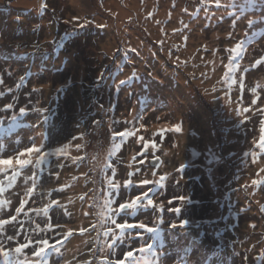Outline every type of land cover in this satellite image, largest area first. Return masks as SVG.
Returning <instances> with one entry per match:
<instances>
[{
	"label": "rangeland",
	"instance_id": "1",
	"mask_svg": "<svg viewBox=\"0 0 264 264\" xmlns=\"http://www.w3.org/2000/svg\"><path fill=\"white\" fill-rule=\"evenodd\" d=\"M14 1L10 0L5 6V2L0 0V35L3 38L4 35L8 38L13 34V29H5L2 22L4 15L11 17L17 9L13 7ZM85 1V4L80 2L77 6L73 0H45L47 11L44 13L39 10L27 11L28 13L26 10L20 11L18 15L22 16L15 17L19 18L24 26L26 24L33 29L39 23L42 25L45 18L57 21L59 15L62 16L63 23L52 28L54 37L46 36L47 31L44 33L41 25L35 31L30 27L25 31L24 28L19 38L34 33L35 35L29 36L34 37L27 42L30 48L20 50L15 44L11 48L15 52L20 50V54L11 56L10 80L3 78L4 67L9 64L0 61V81H3L0 83V93H3L0 95V119L8 121L0 128L9 131V136L2 135L0 141L6 149L15 147L14 141L18 139H23L22 146H30L27 144L28 138L36 137L37 145L45 141L47 150L48 147L68 143L72 136L85 133L83 140L72 141L73 145L82 143L85 147L78 153H70L71 156H85L82 167L73 171L75 164L71 160L53 157L51 165L40 177L34 196L25 205L27 211L28 208H43L51 199L60 201L64 207L54 205L48 217L54 225L61 227L47 232H36L33 231L35 224L43 228L49 222L48 217L37 215L35 212L29 213L28 217L21 214L18 220L25 221L21 234L23 239L20 238L21 235L17 238L14 234L19 229V224L13 222L6 226L4 237H0L5 240L7 236L14 237L12 241H6L5 247H12L17 241L23 243L24 233L33 240L47 238L50 242H55L56 239L63 240L62 234L72 229L73 235L60 245L61 255L50 257L49 264H85V261L100 264V260L105 257L122 258L123 251L139 249L147 243H152L153 247L146 249L144 253H136L138 264H264V213L259 211V204L264 203V191H261L264 185L255 188L251 185L252 179L258 178L259 169L264 167V153H260L255 162L251 156H243L245 151L259 152L253 141L259 137L264 115L252 110L246 114L249 119L241 124L243 116H238L236 112L238 107L250 106L254 98L251 89L257 88L258 85L261 98L257 100V105L264 107V64L244 73L245 91L242 103L238 84L232 86L229 98L226 99L227 84L218 83L224 76V66L228 63L229 53L226 49L234 47L237 43H244L237 78L245 67L264 57V25L255 24L254 32L249 31V28L253 27L247 25V20L255 19L258 10L264 6L246 7L241 10L239 5H246L248 0H237L238 7L234 14L229 16L222 9L216 10L215 6L210 4L209 13L215 12V18L212 19V26L206 28L205 13L196 11L200 7L198 0H103L102 3L98 0ZM114 1L116 5L113 4ZM112 4L118 10L124 8L129 16H125V11L123 16H120ZM145 4L151 7L145 9ZM185 8L188 9L187 13L184 12ZM131 9L133 10L130 14ZM83 11L85 14L80 15ZM94 12L100 14V18L95 17V23L76 28L77 23L91 21L87 14ZM150 12L151 18L163 26L162 33L159 26V34H145L141 20L149 24L147 16ZM229 12L232 10L229 9ZM221 15L224 19L217 24ZM73 17L80 19L73 20ZM232 19L238 20L235 28L232 26ZM12 24L16 29L18 23L12 21ZM99 24L106 27L100 28ZM185 24L188 25L187 29L184 28ZM133 30L139 31V39L133 38ZM66 31L71 35L61 41L63 47L49 42L53 38L59 40ZM229 31L234 33L231 39L228 38ZM184 36H187V41ZM161 39L165 41L163 50L157 43ZM0 41L3 42V39L0 38ZM37 44L47 51V55L41 51L33 52ZM129 45L136 47L137 52H129V59L124 60L123 51L117 49L122 50ZM175 45L179 47H174ZM108 46H111V49L113 47L111 52L107 49ZM205 47L209 51H204ZM169 48L174 50L171 58L168 56ZM211 49L218 51L214 55ZM61 50L64 53L62 58L58 57ZM25 52L29 53V56L25 55ZM176 56H179L182 62L187 61V64L173 63ZM5 57L7 56L0 50V60H5ZM18 61L22 62L21 65ZM122 61L125 68L122 75H131V69L135 66L142 80L131 87H110L107 81H113V74ZM208 61L212 63H206ZM202 72L207 73V79L201 76ZM101 74L104 78L98 82ZM44 75H47L49 82L43 83ZM21 77H24V80H21ZM144 87H147V91ZM213 87L217 89L216 92L212 91ZM8 89H11V92ZM57 89L61 91L57 93ZM145 95L148 97L146 110L137 103L138 97ZM8 103H12L14 107L5 111L4 105ZM19 107L26 108V115L18 118L16 129L20 130L15 134L14 127L10 128L13 123L10 117L14 112H19ZM32 109H49L50 112H33ZM45 114L49 117L47 123L42 122ZM138 114L142 115L135 125L125 123L131 122ZM112 119L119 123H111ZM94 120L101 121L99 127L93 125ZM226 120L228 123H225ZM37 121L41 123L37 125ZM141 124L144 125L143 128H140ZM176 124L181 126L179 133L168 131L163 139L158 134L160 129H172ZM222 124L230 125L225 130L229 131V138ZM133 127L138 129L135 135L123 141L112 140L114 131ZM42 133L44 135H39ZM140 136L144 137L145 141L154 140L157 145L156 149L149 147L143 165L139 162L145 160V157L137 155L143 148V142H137ZM115 143H119L120 148L114 151ZM153 153L159 158V162L153 159ZM230 153L236 155H229ZM101 154L107 155L106 162H110L115 168L114 179L119 182L127 178L128 172L135 173L137 168H140V172L133 177L137 183L145 177L155 180L161 175L165 176V181L156 187L152 196L157 207L154 210L145 209L135 216L136 221L147 223L150 227L163 220L160 230L155 234L145 232L142 238H137L133 232L131 238L124 242V247L116 250L115 255H109L110 250L102 230L97 240V232L90 228L92 223L100 219L97 213L101 211L100 206L103 204L104 177L113 175L111 171L104 169L106 162L103 163L99 158ZM91 155L99 158V166L98 163L94 166L87 161ZM133 157L136 159L133 160ZM60 164H63V167H60ZM182 164L185 165L183 169L180 168ZM98 171L104 174L96 173ZM153 171L156 172L155 177L152 176ZM57 172L58 176L55 175ZM31 173V168L26 169L18 179L17 185L0 197L11 201L9 208L0 218L6 219L15 214V208L19 206L20 198L24 195L23 176H30ZM83 173H87V178ZM65 175H69V183L64 182ZM73 176L78 179L73 180ZM101 176L104 181L101 189H98L95 185L101 183L97 181L101 180ZM62 185L68 187L60 191ZM245 185L247 187H244ZM27 186H31V183ZM85 193L87 196L82 201L80 197ZM136 194L138 193H123L120 200L122 202L130 195ZM71 196L77 197L81 202L65 201ZM181 196L186 199L179 200ZM86 200L89 204L87 210L84 204ZM178 207L181 209L179 213L168 211ZM85 212L89 215L85 216ZM181 219L190 220V234H181L179 228H169L171 222L179 223ZM79 220H83L85 227L89 228L84 235H81L80 228L76 227ZM197 221L201 222L199 228L195 227ZM119 222H123V218ZM78 241H81L83 246L76 245ZM101 248L103 251H100ZM200 248L207 252L203 253ZM33 250L30 247L25 254L31 257Z\"/></svg>",
	"mask_w": 264,
	"mask_h": 264
},
{
	"label": "snow or ice",
	"instance_id": "2",
	"mask_svg": "<svg viewBox=\"0 0 264 264\" xmlns=\"http://www.w3.org/2000/svg\"><path fill=\"white\" fill-rule=\"evenodd\" d=\"M200 7L196 9V11L199 13L203 11L205 13V19L207 21L205 27H211L212 26V19L215 18V12L209 13V5H214L216 10H223L224 13H227L229 16H232L235 12V10L238 7L237 0H198ZM264 2V0H262ZM258 0H248L246 5H239L241 10H243L246 7H252L257 8ZM229 9L232 10V12H229ZM262 13H264V8L260 9ZM39 11L41 13H44L47 11V4L41 3L39 5ZM184 12L187 13L188 9L185 8ZM149 17H151L152 13L150 12ZM200 17H197L199 19ZM79 18L73 17V20H78ZM224 19V16L221 15L217 19V24L222 22ZM21 21L19 18H17V23H20ZM67 23V22H66ZM92 23H95L94 20H84L83 23H77L76 28H84L85 26H88ZM159 23V21H158ZM233 28L238 24L237 19H232L231 21ZM260 23L261 25H264V15L260 17ZM256 21L253 19L247 20L248 26H255ZM40 26L37 25L36 28L38 29ZM98 27L104 28L106 27L104 24H99ZM184 28L187 29L188 25L185 24ZM35 30V29H34ZM75 30V29H74ZM251 29L249 28V31ZM163 31V29H161ZM71 35L70 32H65L63 37H60L59 40L54 39L53 44H55L57 47H63V44L61 41L65 38ZM233 31L228 32V38H233ZM184 40L187 41V36H184ZM157 43L161 46V50H163L165 41L163 39L158 40ZM174 47H179V45H175ZM41 48L39 44H37L33 52H40ZM117 51H123V57L122 59L128 60L129 59V52L136 53L137 48L128 46L124 49H117ZM204 51H209L207 47L204 48ZM213 54L215 55L217 53V49H211ZM225 51L229 53L228 56V63L224 66L226 71L224 73V76L221 77V80L218 81V83L224 82L227 84V89L225 91V98H229V91L231 90L233 85L238 84L239 85V91L241 93V103H242V96L245 91V82H244V73L249 72L250 69H255L258 65L264 64V57L257 60L254 64H251L249 67H245L243 69L242 73H239L237 78V70L241 67L239 61L243 56L244 53V43L240 42L237 43L234 47L228 48ZM25 55H28L29 53L25 52ZM169 58L172 57V50L169 48L168 51ZM175 64L184 63L187 64V61H181L179 56H176L175 60L173 61ZM206 63H212L211 61H208ZM151 75V74H149ZM201 76L208 78L206 72H202ZM103 74H101L100 77H98V82L102 80ZM21 80H24V77H21ZM142 80L141 74L137 71L136 67L133 66L131 69V75H127L125 79L118 80V83L116 85L117 88H120L122 86H129L131 87L134 83ZM3 81H0L2 83ZM145 91H147V87H144ZM259 85L257 88L251 89V92L253 93L254 98L251 101V104L249 107L242 108L238 107L236 109L238 116H243V120L241 121V124H243L245 121L249 119V116L246 115L252 110H255L256 112L260 113L261 115H264V107H260L257 105V100L260 99V92L258 91ZM9 92H11V89H8ZM35 92L36 89H33ZM61 89H57V93H59ZM213 92H216L217 89L213 87ZM0 95H3V93H0ZM138 106H142L145 110L148 107V97L147 95L143 97H138L137 99ZM14 105L12 103H8L4 105V110H11L13 109ZM101 108L103 106L101 105ZM33 112H40V113H48L50 112L49 109H32ZM26 115V108L25 107H19L18 113H13V115L10 117V120L13 122L10 125L11 127H15L16 123L18 122V118L20 116ZM142 114H138L137 116L133 117L131 122L125 121V123H132L135 125V122L141 118ZM48 115H43V123L48 122ZM41 121H37V125H39ZM93 125L96 127H99L101 124V121L94 120L92 121ZM111 123H119V121L112 119ZM79 127V124L77 125ZM144 125L141 124L140 128H143ZM138 131L135 127L133 128H126L123 131H114L112 133V140L116 141L117 139L123 141L127 137H131L135 135V132ZM168 131H175L179 133L181 131V126L179 124H176L173 126L172 129H166L162 128L159 130V135H161V138L163 139L164 134ZM39 135H44L39 134ZM85 137V133L81 132L79 136H72L71 141L68 143H65L59 147H48L46 148V142L42 141L39 145L35 142L36 137H29L27 144L30 146H22L24 144L23 139L15 140V147H12L10 149H6L4 143L0 141V197L3 196V194L8 191L9 189H12L17 185L18 179H20L24 173V171L28 168L32 169V173L30 176H23L24 182H25V190L24 195L20 198L19 206L15 208V214L11 215L10 217L3 219L0 218V237H4L5 235V229L6 226L13 224V222H16L19 224V229L16 231V236L19 237L22 234V231L24 230V224L25 221L18 220V217L23 214L25 217L29 216V213L35 212L37 215L43 214L45 217H48L49 211L52 209L54 205L64 207L60 204V201L51 199L49 203L45 204L43 208H28L27 211H25V205L28 203V200L34 196L35 190L38 187V182L40 180L41 175L45 172V170L51 165L52 158L55 157L57 159L63 157L65 160H71L73 164H75L77 167L80 166V163L85 159V156H71L70 155V147H74L75 150L80 151L85 147V144L82 143H75L72 144V141L76 140H83ZM137 142H143V148L141 149V152L137 155L144 156L145 160H141L139 163L143 165L146 162L147 156H148V150L151 146L152 149H156L157 145L155 141H145L144 137L140 136L137 138ZM253 144L258 147L259 152L257 151H245L243 153L244 157L251 156L253 159V162H255L256 157L260 153H264V120L261 121V127L259 130V137L258 139H255L253 141ZM120 148L119 143L114 144V151L115 149ZM112 155V153H110ZM196 155H199V153H196ZM229 155H236L235 153H230ZM215 158V157H211ZM95 159V157L93 158ZM136 157H133V160H135ZM153 159H155L157 162H159V158L155 156L153 153ZM60 167H63V164L59 165ZM185 165H181L180 168L183 169ZM104 169L109 170L113 173L111 176H105V188H104V197H103V204L100 206L101 211L97 213L99 216V221L96 223H92L90 225L91 230L97 232V240H99V236L101 234L106 238L107 241V247L110 250L109 255H115L117 249H122L124 247V242L127 239L131 238V234L135 232V236L137 238H142L143 233H150L155 234L158 233L160 230V226L164 223L163 220H160L157 222L156 226L150 227L147 223L139 222L135 220V216L137 213L148 209V210H154L157 205L154 203V200L152 198L154 191L156 190V187L160 186L165 181V176L161 175L158 179L150 180V179H142L138 183L134 180V175L136 173L140 172V168H137L134 172H128L127 178L123 180V182H119L116 179H114L115 175V168L110 162H106L104 165ZM261 173H264V167H261L259 169V172L257 173V177L255 179H252L251 185L253 188L256 186L264 185V175H260ZM55 175H59V173H55ZM83 176L87 178V173H83ZM152 176H156V172H152ZM73 180H77L78 178L73 176ZM31 183V186H27L28 183ZM68 187V185H62L59 189L62 191L64 188ZM244 187H247L245 185ZM261 191H264V188L261 189ZM130 192H137L136 195H130L128 198L124 199L122 202L120 200V195L123 193H130ZM49 195H51V192H49ZM87 196V193L82 195L80 199L83 201L85 200V197ZM181 201H184L186 198L181 196L178 198ZM171 203V201H170ZM189 203H191L189 201ZM259 203V202H257ZM11 204V201L6 198H0V215H3L6 210L9 208ZM94 206V205H93ZM168 211L179 213L181 209L175 208V209H168ZM259 211L261 213H264V203L259 204ZM85 216H88L89 213L85 212ZM123 218V222H119V220ZM130 220L132 222H130ZM48 223L44 225L43 228L39 224H35V227L33 228V231L36 232H47L49 230H53L55 228L61 227L60 225H54L51 222V218L48 217ZM34 223V221H32ZM200 221H197L195 224V227L199 228ZM204 223H209V221H204ZM190 220L189 219H181L179 220V223L171 222L169 224L170 229H177L179 228L181 231V234L188 235L190 234L189 226ZM254 227V225H253ZM89 231V228L87 227H81L79 229V232L81 235H84ZM73 235V230L68 229V231L64 232L62 234L63 240L56 239L55 242H50L49 239L43 238L38 240H33L29 235L24 233V242L21 243L17 241L15 247H5L6 241H12L13 236H7L5 239H0V257L3 259L0 260V264H49L50 257L52 256H60V245L67 241L69 237ZM156 237H153L155 239ZM32 247L34 250L31 253V257H28L25 254V250ZM153 247L152 243H147L146 246H142L139 249H132L128 251H123L122 258H116V259H108L107 257L100 260V264H138V258L136 257V253H144L146 249H151ZM219 247V245H217ZM90 251H94V249H90ZM100 251H103V248L100 249ZM23 257V258H21ZM85 264H91V261H85Z\"/></svg>",
	"mask_w": 264,
	"mask_h": 264
},
{
	"label": "bare ground",
	"instance_id": "3",
	"mask_svg": "<svg viewBox=\"0 0 264 264\" xmlns=\"http://www.w3.org/2000/svg\"><path fill=\"white\" fill-rule=\"evenodd\" d=\"M3 2H5V6H7L8 5V3H9V1L10 0H2ZM72 1V0H71ZM74 1V3L78 6L79 4H80V2H81V4L83 5V3L85 4V0H73ZM102 1L103 0H98V2H101L102 3ZM133 1H135V0H133ZM41 3H45L46 4V2H45V0H15L14 2H13V4H14V6L13 7H15V11H13V14L10 12V14H12L11 15V17H9L8 15H4V17H3V22H2V25L5 27V29H8V28H11V29H13V34H11L12 36L11 37H9L8 36V38H6L5 37V35H4V38H3V36H1L0 35V38L1 39H3V42L2 41H0V50H2L3 51V54L5 55V56H7V57H5V60L4 59H2V60H0V61H3V63H4V61H5V63L6 64H9V66H7V65H5V75H4V79H8V80H10L11 79V75H10V73H9V70H11V60H12V57L11 56H13V54H20L19 53V51L22 49V48H30V45H28L27 44V42H28V40H30V39H32V38H34V37H29V36H34L35 35V33L34 34H31V35H28V36H25V37H23V38H19L20 37V33L24 30V28H26L25 29V31L27 30V27H30L31 29H32V31H35V30H37V28H36V26H35V30L33 29V27L32 26H27L26 24H25V26H24V24L22 23V22H20V23H18V26H17V28L15 29L14 28V24H12V21H16L17 22V17H15V16H19V17H21L22 15H18V13L20 12V11H25V12H27V11H38L39 10V5L41 4ZM113 4L114 5H116V2L114 1L113 2ZM113 4H112V6H113ZM132 4H135V3H132ZM145 6V9H149L150 7H151V5H149V4H145L144 5ZM257 6H264V2H262V1H258V3H257ZM113 8L115 9V11H117L118 9H116L114 6H113ZM155 10H156V8L155 7H153ZM127 10V9H126ZM132 10L133 9H131L130 10V14H131V12H132ZM125 11V9L124 8H120L119 10H118V12H119V15L120 16H123V12ZM135 11V10H134ZM150 11H151V9H150ZM157 11V10H156ZM251 11V10H250ZM111 12H113V11H111ZM117 12V13H118ZM126 13H125V16H129V14H128V12L127 11H125ZM155 11H152V13H154ZM28 13V12H27ZM82 14H85V11H83V12H80V15H82ZM99 12H94L93 14H87V18L88 17H90V19L91 20H94V21H96L97 19L95 18V17H99ZM216 15H218V14H216ZM262 15H264V13H262L261 12V10H258V12H257V14H256V18L255 19H253V20H255L256 21V24L257 23H260V17L262 16ZM118 16V15H117ZM247 16H249V15H247ZM62 16L61 15H59V16H57V21H55V19H50V18H45L44 19V23L41 25L40 23L38 24L39 26L41 25V30L45 33L46 31H47V35L46 36H50V37H54L53 36V34H52V32H53V30H52V28L54 27V25H59V24H61V23H63L62 21H61V18ZM146 17V16H145ZM100 18V17H99ZM79 19H80V17H79ZM147 19L149 20L148 22H149V24L146 22V21H144V20H141V23H142V26L144 27V30H145V34L146 35H151V36H153V35H155L156 33L157 34H159L158 33V27L160 26L159 24H157L151 17L149 18V15L147 16ZM31 21V20H30ZM161 27V29H163V26H160ZM253 27V26H252ZM251 29V28H250ZM108 31H109V29H107ZM253 32H254V27H253V29H251ZM163 31H161V33H162ZM242 34H245L244 32H242ZM22 35H24V34H22ZM139 31H137L136 32V30H133V33H132V36H133V38L134 39H139ZM124 37H126V36H124ZM38 38V37H37ZM127 38V37H126ZM55 38H53V39H50V43H52L53 42V40H54ZM141 42V41H140ZM126 43V41L124 42V44ZM16 45L20 50H18V51H16L15 52V50H13V49H11L12 47H13V45ZM53 44V43H52ZM59 49V48H58ZM107 49L111 52L112 50H113V47H112V49H111V46H108L107 47ZM174 50H172V52H173ZM18 52V53H17ZM41 52L43 53V54H46L47 55V51H44V49H41ZM64 53H63V51L61 50L60 52H59V56L58 57H63L62 55H63ZM29 56V55H28ZM31 56V55H30ZM39 56V55H38ZM18 63H20V65H21V61H18ZM123 61L122 62H119V66H118V69H117V71L113 74V81L112 82H110V80H108L107 81V83L109 84V86L110 87H113V86H115L116 87V85H117V81L118 80H120V79H125V77L127 76V75H122V73L124 72V70H125V68H123L124 66H123ZM41 64V63H40ZM145 65V64H144ZM22 66H23V64H22ZM15 74V72H13L12 73V75H14ZM0 77L2 78V74H0ZM110 77V76H109ZM0 78V79H1ZM42 80H43V83H45V82H49L50 80H49V78L47 77V75H44V77L42 78ZM174 86V85H173ZM50 93V92H49ZM224 111H226V109L224 110ZM224 111H221V112H224ZM210 112V111H209ZM209 112H207V113H209ZM223 118H225V119H227L226 117H223ZM225 123H228V120H226L225 121ZM229 126L230 125H228V124H222V128H223V130H224V132L226 133V136L228 135V133H229V131H225L227 128H229ZM69 127V126H68ZM230 137V135H228V138ZM217 139V138H216ZM185 140V139H184ZM218 140V139H217ZM57 147H59V146H57ZM108 150V149H107ZM69 151H70V153L72 152L73 154L74 153H78V152H80V151H77V150H75V148H73V147H70V149H69ZM108 152V151H107ZM94 157H92V155L90 156V157H88V159H87V161L89 162V163H93L94 164V166H95V164L96 163H98V165L97 166H99L100 164H101V162H100V160H99V158L100 159H102L103 160V163H105L106 162V159H107V155L106 156H104V155H100V157L99 158H97V157H95V159H93ZM82 163H85L84 161L83 162H81L80 163V166L79 167H77L76 165H75V167L73 168V171H76V170H78V169H80L81 167H82ZM96 173H98V174H100L101 173V175H103L104 173L103 172H96ZM102 177V176H101ZM105 178V177H104ZM143 179H150L149 177H145V178H143ZM63 180H64V182H66V183H69L70 182V178H69V175H65L64 177H63ZM97 181H101V183H97L96 185L94 184V183H92L93 185H95V187L96 188H98V189H101V184H103V177L101 178V180H97ZM78 182H79V180H78ZM79 186V185H78ZM105 186V185H104ZM80 190V189H79ZM100 191V190H99ZM72 200L73 201H80L81 202V200L80 199H77V197H74V196H71V197H67L66 199H65V201H71L72 202ZM77 204H80V203H77ZM84 204H85V209L87 210L88 208H89V204L87 203V200L84 202ZM88 212H89V210H88ZM85 225H86V223L83 221V220H79L78 221V223H77V226L76 227H78V228H81V227H85ZM76 245H82L83 246V243L81 242V241H78L77 243H76ZM194 246H196V247H198L199 248V246H197V245H194ZM78 246H75V248H77ZM74 248V249H75ZM208 249V248H207ZM200 250L203 252V253H205V252H207V250H205V249H201L200 248ZM209 250V249H208Z\"/></svg>",
	"mask_w": 264,
	"mask_h": 264
}]
</instances>
